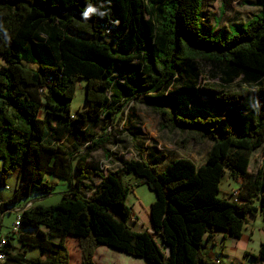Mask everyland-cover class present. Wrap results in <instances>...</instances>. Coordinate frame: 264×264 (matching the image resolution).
<instances>
[{
	"label": "trees",
	"instance_id": "16d2710c",
	"mask_svg": "<svg viewBox=\"0 0 264 264\" xmlns=\"http://www.w3.org/2000/svg\"><path fill=\"white\" fill-rule=\"evenodd\" d=\"M257 2L261 12L236 25L238 34L218 38L206 31L205 0H0V188L19 172L0 214L34 189L50 196L47 175L71 183L57 204L19 212V251L0 238L3 264H71L69 239L80 264H95L100 246L156 264H215L206 240L219 232L242 238L247 217L264 212V160L250 172L264 149V0ZM89 5L97 13L85 20ZM204 65L218 83H203ZM81 80L87 107L73 114ZM133 104L156 114L162 130L181 133L178 147L211 143L205 160L147 159L133 126L134 159L119 158L108 172L92 165L97 152L111 157L107 144L120 145L123 133L109 129ZM130 175L155 193L144 232L130 227ZM226 176L240 185L237 200L219 197ZM26 248L42 258H28ZM253 259L264 262V242Z\"/></svg>",
	"mask_w": 264,
	"mask_h": 264
},
{
	"label": "rangeland",
	"instance_id": "374dc122",
	"mask_svg": "<svg viewBox=\"0 0 264 264\" xmlns=\"http://www.w3.org/2000/svg\"><path fill=\"white\" fill-rule=\"evenodd\" d=\"M261 12V7L258 4L257 0H205L204 4V21L206 26V31L211 32L212 35L218 38H224V34L228 33L229 35L235 33L238 34V24H244L250 21L254 16L258 15ZM4 64L2 58H0V67ZM29 67L36 68L34 65H28ZM204 79L203 83H218L216 78H213L209 75L210 66L204 65ZM232 88L236 89V86ZM86 92H87V82L84 80L79 81L77 86V91L75 97L72 101V113L76 114L78 111H82L87 107L86 101ZM137 116V118L133 115ZM134 116V119L129 120V116ZM122 120L117 123L116 130L109 129V132L112 134L123 133L121 135L122 142L119 146L116 144L110 143L107 144V150L111 154V157L107 160L103 151L97 152L92 156L91 164L92 165H103L105 171L113 170L118 167L116 163L119 158H124V160H131L136 157V150L133 146L132 136L130 132H127L126 129L139 128L140 139L139 144L146 150L147 159L154 160L157 159L160 155H165V159L162 157L163 165H166L169 162H172L175 159H191L196 164L200 165L206 158V155L211 147V143L206 142L205 144L197 145L195 143H189L186 147L180 148L177 146L179 140L184 139L183 135L179 132H168L167 130H162L160 125L159 117L154 114L150 109L144 107L140 104H133L132 109H126ZM41 117H44V112H42ZM131 121V123L129 122ZM83 127H86V124H83ZM96 133L100 135L101 130H96ZM64 143L66 145L72 144L71 135L66 134ZM85 144V143H83ZM264 160V149L257 150L252 157L250 172L253 174L261 168L262 162ZM115 162V163H114ZM19 172L14 171L11 176L7 179V185L10 189L0 188V194L5 198L9 199L15 193V189L18 183ZM45 180L54 186L53 193L50 196H43L36 192L34 189L30 197L25 199L20 204L12 206L0 216V238L10 237L13 246L16 247L15 251H19L20 244L18 242V234L13 235L14 224L19 215L17 209L24 208L27 204L29 206L34 205L35 203H40L44 206H50L57 204L62 199V194L71 189V183L69 181L47 175ZM126 184L131 185L132 189L127 198V205L131 208L133 217H135L136 222L133 223V220L130 221V227L135 229L137 232H144L150 230V218L149 210L152 203L155 201V193L152 192L147 185H145L141 179L137 178L134 175L126 176L124 179ZM131 183V184H130ZM240 190L239 183L235 182L233 179H230L226 176L223 179L221 184V191L219 194L220 198H227L229 200L233 199V194L235 191ZM34 203L32 204L31 202ZM255 204L261 208V204L258 199H255ZM247 220L249 221V230H254L250 238L252 241L247 243V247L252 249L254 254H258L263 232H264V212L256 217L248 216ZM251 232L248 231L250 234ZM220 233V232H219ZM217 233V234H219ZM158 242L161 243L160 238H157ZM237 241L234 238L227 240L226 248L229 250L230 256L225 257V261L231 260L232 264L248 263L253 262L251 258H243L241 250L234 252L235 248L233 246ZM243 241L239 245L243 246ZM217 246L213 247L210 244V249L214 250L216 255L222 251V248L225 247L222 241H218ZM241 246V247H242ZM68 247L71 254V264H77L75 256L78 250V242L75 239L68 240ZM226 250V251H227ZM27 253V257L32 258H42L40 251L38 249L26 248L22 252ZM46 258V256L44 257ZM230 263V264H231ZM1 264V263H0ZM262 264V263H261ZM264 264V262H263Z\"/></svg>",
	"mask_w": 264,
	"mask_h": 264
},
{
	"label": "crops",
	"instance_id": "0c3cea01",
	"mask_svg": "<svg viewBox=\"0 0 264 264\" xmlns=\"http://www.w3.org/2000/svg\"><path fill=\"white\" fill-rule=\"evenodd\" d=\"M146 156H147V153H146ZM6 200L7 199H5L1 195L0 203L4 202ZM31 203H33V202H31ZM31 206H29V207H31ZM17 211L19 213V208L17 209ZM1 215L2 214H0V216ZM133 219H135V217H133ZM135 222H136V220H133L134 224H135ZM248 222L249 221H247V223L245 224L242 238L241 239H235L234 238L237 241L236 243L233 244V246L235 245L234 246V248H235L234 252H238V250H241V252L243 254V258H251L253 260V262H251V263L248 262L246 264H261V263L263 264V262L256 263V261L253 259V256H256L257 254H254L252 252V249L250 247H247V243L249 244V242L252 241V238L249 239L251 234H252L251 231H253V235H254V230H252L253 228H251V231L248 228L249 227V223ZM150 228H151V224H150ZM133 230L135 231V229H133ZM147 230H148V227H147ZM248 231L251 232V233L249 234ZM231 238H233V237L225 236L224 233H219V234H216L211 241L206 240L205 243H204V252H205V254L213 262L216 261V260H220L222 262V264H230L232 261L231 260L225 261L224 258L230 256L231 252L229 253V250H227L226 242H227V240H229ZM262 238L263 239H262L261 244L264 242V232H263V237ZM218 241H222L224 243L225 247L222 248V251L219 253V255H216L214 250L210 249L209 247H210V244H212L213 247L217 246L216 244H217ZM241 241L244 242V243L242 242L243 246L239 245V243ZM11 244L13 245L12 242H11ZM75 260H76L77 264H80L81 252L79 250H77V253H76V256H75ZM94 262H95V264H156V263H151V262H149V261H147V260H145L143 258H139V257H134V256H131V255H128V254H126L124 252L115 250V249H113L111 247H108V246H100V247L97 248V250L95 252ZM242 264H245V263L242 262Z\"/></svg>",
	"mask_w": 264,
	"mask_h": 264
},
{
	"label": "built area",
	"instance_id": "2783aa9c",
	"mask_svg": "<svg viewBox=\"0 0 264 264\" xmlns=\"http://www.w3.org/2000/svg\"><path fill=\"white\" fill-rule=\"evenodd\" d=\"M7 189L9 190L10 187H7ZM238 196H239V191H235L234 194H233V198H234L235 200H237ZM20 219H21L20 216H18V217H17V220H16V222H15V224H14L13 231H14L15 233L18 232V230L20 229ZM134 220H136V219H134ZM6 244H7V243H6V239H2V240H0V263H1V264H3V263L5 262V260H6V256H5V254L3 253L4 246H5ZM215 264H222V262H221L220 260H216V261H215ZM240 264H242V263H240Z\"/></svg>",
	"mask_w": 264,
	"mask_h": 264
},
{
	"label": "clouds",
	"instance_id": "9594fccd",
	"mask_svg": "<svg viewBox=\"0 0 264 264\" xmlns=\"http://www.w3.org/2000/svg\"><path fill=\"white\" fill-rule=\"evenodd\" d=\"M94 13H97V8L92 6V5H89L88 8L85 10V12L82 15H83V18L85 20H87ZM100 14L103 15V13H100Z\"/></svg>",
	"mask_w": 264,
	"mask_h": 264
},
{
	"label": "water",
	"instance_id": "95a60500",
	"mask_svg": "<svg viewBox=\"0 0 264 264\" xmlns=\"http://www.w3.org/2000/svg\"><path fill=\"white\" fill-rule=\"evenodd\" d=\"M33 203H34V201H33ZM33 203H32V204H33ZM28 207H29V206L27 205V206L24 207L23 209L19 210V212H22V211L26 210Z\"/></svg>",
	"mask_w": 264,
	"mask_h": 264
}]
</instances>
